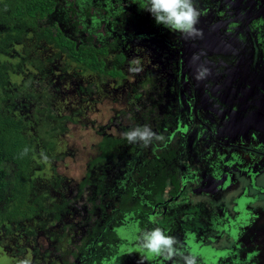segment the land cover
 Returning <instances> with one entry per match:
<instances>
[{
  "label": "rangeland",
  "instance_id": "374dc122",
  "mask_svg": "<svg viewBox=\"0 0 264 264\" xmlns=\"http://www.w3.org/2000/svg\"><path fill=\"white\" fill-rule=\"evenodd\" d=\"M109 1L116 2L115 0ZM217 1L195 0L194 3L197 8H207L209 10L207 12L208 15H216V10L219 7ZM118 2L121 5L131 3V5H134L135 10L144 12L143 16L141 12H137L139 16L135 15L133 19L122 15L125 12L116 13V11H112L113 8L112 10H110L111 7L107 8V10H110L107 14L109 24L113 23L114 29L118 28L124 32L118 37L120 42L126 41L122 44L126 51L125 61L119 65L124 72V76L112 77L109 74L96 72H88V74L80 76L75 73L74 69H72L73 67L65 68L62 66L63 62L57 61L52 63L55 66L51 64L50 74L45 79L37 77L36 74L31 72H37V66H34L32 70L25 68L24 72H21L22 76L20 75L16 79L17 87H19V84L22 86L21 90L19 89L21 97L17 101L18 105L16 107L30 121L31 133L38 135L40 138V142L36 143L34 151L31 153L29 201L33 197L38 196L45 204V208L41 211V214L34 215L29 220H23L19 223H17L18 219L14 221L7 220L0 223V264H19V261L24 259L30 260L31 264H83L82 261H85L87 256L86 253L78 250L79 243L82 237L85 236L87 228L96 221L102 223L112 215L111 212L115 209L113 201L118 196V179L125 174V170L128 171V169L123 170L124 158H128L130 165L132 159H135L134 155L137 154L135 166L138 167L143 161L140 156L150 158L155 155L153 151L154 140L148 146H144L142 143H135L137 147H140L134 153H130V157L124 152L123 141L119 145L120 147L122 146L121 150H119L120 152L118 151L119 155L114 156L115 159L89 165L90 160L99 154L98 142L100 139L103 136L124 138L123 133L136 126L148 125L151 129L157 130L159 125H162V120L169 123L175 122V126L176 122H178L179 126H182L183 122L191 126L192 123L195 124L193 122L196 120L193 113L195 107L191 106V98L195 97V92L197 94L198 85H193L190 90L188 87L187 91L183 90L181 93L182 100L183 98H189L190 106L185 115L183 109L181 110L177 105L176 92L174 93L175 84L172 79V73H174L173 69H175L176 59L173 60L172 55L165 57L164 55L167 54L162 52V49L168 48L167 43L171 42L176 36L162 24H157L154 17L148 11L141 9L138 3L133 2V0H118ZM123 9L122 7L121 11ZM103 22L100 21L96 26V33L103 35L107 43H114V37H112L114 31L109 30L106 33V29L102 25ZM138 29L145 30L148 35H151L149 34L151 32L155 37V39H151L153 43L148 40L140 41L141 39L136 36L126 39L128 34L131 35L133 32V34H137L136 30ZM248 29H250L249 26ZM67 30L69 31L68 25H66ZM224 31L226 33V30ZM177 33L175 34L177 35ZM85 34L82 32L80 35L84 36ZM124 34H127V36H124ZM221 35L223 36V34ZM168 51L173 52V49H168ZM114 52L112 50L109 55L111 56ZM185 60L186 57L182 60L183 66L186 63ZM180 63L178 70H176L177 75L182 67ZM109 64L110 60L108 61V66ZM134 66L140 67L141 71L138 73L130 72V67ZM186 77H188V74ZM58 78L63 81L55 82V80L58 81ZM190 79L193 82V76H190ZM70 80L73 82L71 83ZM66 81L67 85L65 86ZM247 81L252 83L259 82L264 88V73L260 74L257 79L248 77ZM244 83L246 82L244 81ZM80 87L84 89L90 87V90H81ZM247 91L250 93V89H247ZM26 93L32 95L29 100L23 98ZM184 107L187 108L186 106ZM263 107L264 103L261 105V110H264ZM66 114L70 115V118L63 119ZM253 117V120L247 123L250 126H254L253 132L258 135V125L260 124V126L264 127V112L262 114L255 113ZM189 125L186 130L191 131V126ZM52 126H56V130L59 131L52 133L51 139L54 144L52 148H48L44 132ZM160 130L162 134L165 132L163 127ZM184 135L179 139L177 136L172 139L177 149H180L179 141L183 144L188 139L190 143L193 141V137L190 138L189 136L184 139ZM198 141L202 148L206 147L203 138H197L196 142ZM5 169L7 179L10 180L13 176L14 165L5 163ZM255 169L257 171L254 175L257 182L253 184L251 181V184H260V187H262L264 185L263 159L255 165ZM85 177L86 182L81 186L80 183ZM237 178L239 184L225 193H231L230 196L225 197V199L222 197L221 199L227 204L218 203L216 205V210L221 216L224 211L228 212L230 216V224L233 227L231 236L223 232V230L215 233L208 232V234L216 238L211 244L218 251L231 247L232 244L233 247H238L236 248L238 249L236 255L235 253L231 255V252L223 251L225 254L223 256L229 262L228 264H261L263 256H261L260 251H264V202L255 198V194L259 193V196H262V193L256 189H248L250 182L246 176ZM99 185L105 189L114 187L113 195L110 194V197H108L101 193ZM229 185H231V182L222 187L227 188ZM8 186H12L11 182H9ZM244 189L247 194L239 201L241 203L244 202L246 196L248 199L250 198V201L243 207H240V202H238V209L235 207L236 210L234 209V212L229 207L230 199L236 195L238 196V194L241 195ZM207 198H210L209 200L214 199L204 195L201 203L208 200ZM64 200L67 202L65 211L58 220L52 222L53 213L49 206L53 201L59 204ZM10 203L11 201L8 203L3 202L0 207L4 208ZM214 204H216V201H214ZM220 204L223 205L221 206ZM206 205L208 208L209 205L206 203L199 207L198 203L195 205L193 200L184 204L183 202L175 203V206H179L186 212L189 211V219H186L184 223L185 227L192 232H195L198 227L204 226L202 221L198 220V214L200 209L203 210ZM223 206L228 208H222ZM121 214L123 217L121 219L122 224L125 226L130 223L133 224L131 226L134 231L135 221L126 220V217L123 216L125 214ZM257 214L260 216L259 218H251ZM166 217L169 218V215L161 217L160 224L162 222L164 224V218ZM169 219L170 221L172 220V218ZM249 219L255 221L254 224H250L251 226L261 228V234L249 243H245L243 239H237L235 242L234 238L239 237L238 235L243 228L249 227ZM39 222L43 224L39 225ZM149 222L147 221L148 225L151 224ZM139 225H142V223H139ZM153 227H156V225L153 224L149 229ZM216 234L217 236H215ZM201 235L203 236V234L195 233L191 241L198 244V239H200ZM176 236L177 240H179L180 235L177 234ZM261 241L263 243H260ZM117 245L118 253H123L129 251L128 246L131 244L128 243V246L124 247L121 241ZM73 252H76V254ZM243 252L247 253L246 257L249 258V262L245 261ZM217 253V251H214L213 254ZM258 254L260 258H257L256 255ZM217 257L221 259L219 255ZM127 258L124 264H144L147 261V257L137 252H129ZM236 258L240 262L230 263ZM258 261L259 263H257ZM198 262L202 264L199 259ZM117 263L122 264L123 262L120 260ZM152 264L156 263L153 262ZM160 264H179V262L175 260L172 262L166 261L161 258Z\"/></svg>",
  "mask_w": 264,
  "mask_h": 264
},
{
  "label": "trees",
  "instance_id": "16d2710c",
  "mask_svg": "<svg viewBox=\"0 0 264 264\" xmlns=\"http://www.w3.org/2000/svg\"><path fill=\"white\" fill-rule=\"evenodd\" d=\"M115 1L0 0V205L3 202L11 201L4 208L0 207V223L7 220L18 219L17 223L29 220L34 215L41 214L45 208V204L38 196L29 201L31 153L34 151L36 143L40 142V138L31 133L30 121L16 107L17 101L21 97L19 91L22 88L21 84L17 87L16 79L21 75V72H24L25 68L32 70L34 66H37V72H31L37 77L45 79L50 74L51 64L57 61L63 62L62 66L65 68L73 67L75 73L80 76L88 74V72L105 73L112 77L124 76L119 65L125 61L126 52L122 44L126 41L120 42L118 38L124 32L118 28L114 29L113 23L109 24L107 14L113 8V12H125L122 15L134 19L135 15L139 16L137 12L141 11H137L135 8H133L135 12L130 8L121 11L123 6L119 4L118 0ZM108 7L111 9L107 10ZM141 13L143 16L144 12ZM100 21L107 23H102L106 33L109 30L114 31L112 36L114 43H107L103 35L96 33L95 29ZM66 25H68L69 31H66ZM75 32L86 34L82 36ZM132 37L134 36L132 35L130 38ZM168 49L171 48L162 49V52L167 54L164 56L172 55L173 60L177 61L179 55L176 49H173V52ZM112 50L115 52L110 56ZM181 65L180 74L184 75L180 77L183 78L185 74L189 75L190 73L185 70L182 62ZM173 76L175 77V74ZM181 78L179 79L181 80ZM62 81L60 78L58 81L55 80V82ZM63 88L65 87L63 86ZM84 90H90V87ZM31 96L26 93L23 98L29 100ZM49 117L51 116L49 115ZM63 117V119L70 118V115L66 114ZM164 121H161L162 125H159L157 130L152 129L161 137L159 140L154 139L153 151L155 155L150 158L140 156L143 161L138 167L135 166L136 158L130 165L128 159L124 158L126 161L124 160L123 170L128 169V171L125 170V174L118 179V196L113 201L115 209L111 212L112 215L102 223L96 221L87 228L85 236L79 243L78 250L86 253L87 256L85 261H82L83 264H108L111 257H116V249H109V244L111 243L112 246L117 244L119 226H125L121 222L123 218L121 213L125 214L123 216L126 217V220L135 221L134 229H149L152 222H149L151 224L148 225L146 213L150 212V206L163 200V194L169 184L171 187L168 189L171 194L176 193L179 189L178 159L181 153L178 152L179 149L171 139L172 135H177L174 131L175 122ZM161 127L165 128L163 134L160 130ZM56 128V126H52L44 132L48 148H52L54 144L51 135L53 132L59 131ZM171 129L172 131H170ZM123 141L124 152L129 157L130 153H134L140 147H137L135 143L128 144L125 138L103 136L98 142L99 154L90 160L89 165L115 159L114 156L119 155V150L122 148L119 145ZM182 145L183 143L179 141V146ZM5 163L14 165L13 176L10 180L7 179ZM9 182L12 184L11 187L8 186ZM85 182L86 177L83 178L80 185H84ZM114 189V187L105 189L99 185V191L108 197L110 194L113 195ZM66 203L65 200L59 204L55 201L51 203L49 209L53 213L52 222L60 218V215L65 211ZM128 217L129 219H127ZM42 224L39 222V225ZM131 225L133 224L127 225L129 232L135 233ZM73 253L76 254V252ZM122 254L120 253L119 256ZM128 255L129 253L122 258L118 256L116 263L121 260L124 264ZM152 263L153 259L149 264Z\"/></svg>",
  "mask_w": 264,
  "mask_h": 264
},
{
  "label": "flooded vegetation",
  "instance_id": "af4514ba",
  "mask_svg": "<svg viewBox=\"0 0 264 264\" xmlns=\"http://www.w3.org/2000/svg\"><path fill=\"white\" fill-rule=\"evenodd\" d=\"M217 4L219 7L216 10V15H208L207 12L209 10L207 8H198L201 15L196 27L201 31V36L191 38L185 37L179 32H175L177 33L176 35L171 31L176 37L167 43V47L176 49L179 55L178 61L175 64V70L173 69L175 77L173 76L174 73H172V79L175 84L174 93L176 92L177 96L176 102L186 115L190 106L189 98H183L182 100L181 93L183 90L187 91L188 87L190 90V87L197 84L198 88L196 90L198 92L197 94L195 92L193 99L191 98V106L195 107L193 113L196 120L193 121L195 124L192 123V126L186 122H183V125L179 126L178 122H176L174 128L178 139L183 137L184 134H186L184 135V139H187L189 136L190 138L193 137L191 143L188 139L178 151L181 153L178 159L179 189L176 193L171 194L169 190L171 185L169 184L163 194V200L153 203L150 206V212L146 213L148 221L152 222L151 226L155 224L156 227L163 229L166 234L176 238V235L179 234L180 238L178 241L186 248L199 253L198 259L202 264L229 263L223 256L225 254L220 255L218 249L212 246L211 243L216 238H213L208 232L215 233L216 231L223 230V232L231 236L233 227L230 224V216L226 211L221 216L216 210V205L218 203L227 204L221 199L222 197L225 199V197L230 196L231 193L225 194L226 191L231 190V188L239 184L237 177L246 176L250 182L248 189H256L262 193V196H259V193L255 194V198L261 199V202H264V191H262L264 185L262 187H260V184L253 185L257 182L254 175L257 171L255 165L261 162L262 159L264 160V127L259 124L258 135H255L253 132L254 126H250L247 123L253 120L252 118H254L253 115L255 113L262 114L264 112V110H261V105L264 103L263 86L259 82L252 83L251 81H247L248 77L257 79L260 74L264 73V0H218ZM122 6L124 8L123 11L125 8H130L131 11H134V5H131V3H126V5ZM248 26L251 30L248 29ZM223 30H226V33ZM133 33L130 36H124L128 37L126 39H130L133 35L140 38V41L148 40L150 42H152L151 39H155L151 32H149L151 35H148L145 30L138 29L136 30L137 34ZM194 40L200 41V48H198L199 46ZM197 50H200L201 54L197 55V58L192 59L191 54L197 52ZM183 53L186 54L183 55ZM184 57H186L185 70L190 73L188 75L189 78L186 75L181 78L180 76L184 74H180V69L178 75L176 72L178 70L177 62H182ZM200 67L207 68L208 73L204 78L197 79V70ZM190 76H193V82ZM247 89H250V93H248ZM188 125L191 126V131L186 130ZM176 136L172 135L171 139ZM200 137L205 140L204 144L206 147L204 148L201 147L199 141L196 142L197 138L199 139ZM134 156L135 158L138 157L137 154ZM124 160L126 161V159ZM133 162L134 160L132 159L131 164ZM251 181L253 184H251ZM230 182L232 183L229 187H222ZM122 183L126 184L128 182ZM246 194L247 191L244 189L241 195L238 194V196L236 195L230 199L229 207L232 211L235 212L238 209L239 199L243 198ZM204 195L214 199L209 200L210 198H207L208 200L201 203ZM246 197L245 203L240 202V207L246 206L249 203L250 198ZM190 200H193L195 205L198 203L199 207L204 203L209 205L208 208L206 205L203 210L200 209L198 220L202 221L204 226L198 227L195 229V232L185 227L184 222L186 219H189V211L186 212L179 206H175V203L183 202L184 204ZM214 201H216V204H214ZM223 204L220 205L222 206ZM227 206H223L222 208H228ZM235 207L237 208L235 209ZM247 207L249 208V206ZM167 214L172 220L170 221L166 217L164 218V224H162L163 222L160 224L161 217L163 218ZM259 217L257 214L251 218ZM248 222L249 227L243 228L238 235L239 237L234 238L235 242L237 239H243L245 243H249L261 234V228L250 225L251 223H255L254 220L249 219ZM119 227L117 243L122 241L124 247L128 246V243L131 244L128 246L129 251L123 252L119 256L122 258L129 252L133 253L137 251L135 242L132 239L134 233L129 232L127 225L126 229L125 226ZM195 233L203 234L198 239V244L191 241ZM260 243L263 242L261 241ZM116 245L112 246L110 243L109 249H116L117 252H115L117 254L115 253V255H119L118 245ZM236 248L232 244L231 247H227L223 251L231 252V255L235 253L236 255V251H238ZM214 251L218 253L213 254ZM260 254L263 256L261 264H264V251H260ZM217 255H220L221 259ZM243 255L245 256V261L249 262V258L246 257L247 253L243 252ZM256 256L260 258L259 254ZM119 257H111L108 264H118L116 263V259ZM238 258L230 263H234L235 261L240 262ZM160 260L161 258H153V262L156 264H160ZM149 262L150 259L147 258L144 264H149ZM198 264L200 263L198 262Z\"/></svg>",
  "mask_w": 264,
  "mask_h": 264
},
{
  "label": "clouds",
  "instance_id": "9594fccd",
  "mask_svg": "<svg viewBox=\"0 0 264 264\" xmlns=\"http://www.w3.org/2000/svg\"><path fill=\"white\" fill-rule=\"evenodd\" d=\"M133 2L148 11L157 24H162L170 31L191 38L202 35L196 27L201 13L195 6L194 0H133ZM129 71L138 73L141 68L134 66L130 67ZM207 73V68L200 67L197 70V79L204 78ZM123 137L129 143H142L144 146H148L154 139H161L148 125L136 126L123 133ZM132 239L136 251L149 259L162 258L166 261L175 260L179 264H198L199 253L186 248L176 237L166 234L160 227L143 230L137 228ZM19 264H31V262L24 259L20 260Z\"/></svg>",
  "mask_w": 264,
  "mask_h": 264
},
{
  "label": "crops",
  "instance_id": "0c3cea01",
  "mask_svg": "<svg viewBox=\"0 0 264 264\" xmlns=\"http://www.w3.org/2000/svg\"><path fill=\"white\" fill-rule=\"evenodd\" d=\"M195 42H197V45L199 46L198 48H200L201 46L199 45V43H200V41L199 40H194ZM203 50V49H202ZM201 54V51L199 50H197V52H194V53H192L191 54V58L192 59H195V58H197L198 56L197 55H200ZM202 56V55H201ZM199 59V58H198ZM200 60V59H199ZM199 62V61H198ZM232 183V182H231ZM241 193V192H240Z\"/></svg>",
  "mask_w": 264,
  "mask_h": 264
},
{
  "label": "water",
  "instance_id": "95a60500",
  "mask_svg": "<svg viewBox=\"0 0 264 264\" xmlns=\"http://www.w3.org/2000/svg\"><path fill=\"white\" fill-rule=\"evenodd\" d=\"M218 252H220V255L223 254V250H222V251H218ZM220 255H219V256H220Z\"/></svg>",
  "mask_w": 264,
  "mask_h": 264
}]
</instances>
